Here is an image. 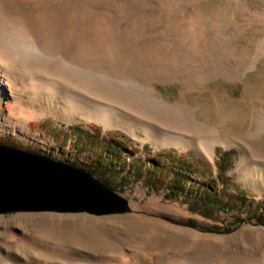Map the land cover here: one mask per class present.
<instances>
[{"label": "rangeland", "instance_id": "obj_1", "mask_svg": "<svg viewBox=\"0 0 264 264\" xmlns=\"http://www.w3.org/2000/svg\"><path fill=\"white\" fill-rule=\"evenodd\" d=\"M177 1L178 4H176ZM197 1L189 0L186 3V0H137V2L135 0H102L101 2H104L100 4L102 9L115 8L119 14L116 15L117 18L100 16L102 22H98V25L109 24L107 27H112L110 25L112 24L113 27H117L116 29L112 27L114 36L111 35V41L121 42L124 49L118 53V58L120 57L123 61L119 58L116 65L117 67L122 65L119 67L121 71L138 73L156 71L155 73H158L169 71L170 67H174L177 70L180 69L179 72L192 75V71L186 67L193 65L189 58H191L192 48L195 47L189 43L193 40L187 35V26L189 27L187 20L192 16L190 14L197 11H203V15L223 11L221 12L222 16L218 15L217 19L206 21L207 23L203 24L209 32L204 35V39L199 40L198 46L205 44V47L212 48L207 56H201L196 61L197 65L201 66L200 72L203 75L216 74V78L198 85L180 84L178 81H172L168 83L154 82L152 86L169 104L182 103V105L192 108L199 121H207L209 127L217 130L220 138L234 142V145L225 148L222 144H216L213 148V157L210 159L201 146L181 148L171 143H164L157 137L148 139L139 127L133 129L105 128L102 123L85 120L81 116L67 120L64 111L58 104L47 109V114L45 113L44 116L39 119H31L26 127L21 128L9 119L8 112L3 107L0 110V144H2L1 141H6L13 144L15 148L90 172L89 169L93 170L94 168L91 162L95 160L96 154L89 155L84 151L75 150V140L78 136L72 128H77L83 134H89L94 139L98 137V151L101 148V144H99L101 138L113 135L123 140L131 149V153L126 152L123 158L126 166L127 163H138L139 161L142 163V176L137 174L133 165L129 171L125 166L126 169L122 172L117 164L113 167L117 173L92 174L127 199L131 209L128 213L101 216L88 213L58 212L0 214V264H264V226L257 224L250 213L253 206L257 204L264 212V0H245V2L238 0L244 4L247 10L249 9L248 15L240 9L241 5L234 3L236 0ZM1 2L6 7L13 6L15 9L22 10L26 7L21 3L22 0H12V2L11 0H2ZM41 2L43 5L36 2L31 5L32 8H27L29 11L26 18L29 21L38 20L43 15L42 11L36 12L38 7L41 8V5L42 8L44 6L55 7L57 1L42 0ZM165 2L169 5H166ZM73 3L74 0H65L66 14L63 16L64 18L60 17L65 21L60 19L61 22H64L61 24L65 30L47 32L44 34L45 38L67 44L72 39L88 40L97 37L96 34L89 32L87 27L97 19L100 21L99 16L97 17L99 12L94 15L97 18L90 17V15L81 18L84 20L80 19L78 22L80 31H77V34L73 35L71 31L67 30L71 22L68 12ZM129 3L133 4L132 8L128 6ZM20 4L22 5L20 6ZM51 13L46 16L55 17L57 20V15ZM144 13L146 15L153 14L147 19V16H142ZM257 15H261V17L259 18ZM144 17L146 18L143 19ZM223 17L225 18L223 19ZM88 19L89 21H87ZM215 21L217 23L215 27L218 23V26L222 24V30L217 35L215 27L209 24ZM135 22L140 24L139 26L147 25L148 30L160 31V34H154L157 38L153 34H141L138 32L139 26ZM131 24L134 25L130 26ZM206 24H209L210 27ZM81 26L87 27L82 30ZM230 31L234 32H231L232 38L229 34ZM178 32L181 34L179 35ZM232 39H236L238 42L235 50L231 44ZM131 40H137L139 45H142V42L143 44L148 43V41L149 45H155L159 41L162 47L155 49L153 45L150 46L152 48H131V50L129 46ZM255 40L256 43L253 44ZM258 40L261 43L258 44ZM248 42L250 43L246 49L244 46ZM181 44L183 45L180 48ZM239 48L240 50H238ZM257 48H260V51ZM137 53L139 54L138 58ZM238 53L243 55L240 56ZM245 59L255 62L257 66L246 69V73L244 72L245 74L238 80L223 78L220 75L231 71L240 60L245 61ZM253 59L254 61H252ZM14 81V84L17 82L15 86L18 88V93H26V95L29 93L19 83L20 78H14ZM3 95L8 94L3 92ZM189 135L186 137L207 140L203 137L204 135ZM225 151H230L232 154L228 159L229 166L225 169L224 177L234 188L231 187L229 192L223 193V202L225 203L227 198L231 200V197L236 196L234 195L236 191H241L244 195V198H238V203H234L232 200L231 206L225 205L228 210L218 211L208 208L206 211H202L203 207H200V204L193 205L208 214L206 217L190 210L189 205L193 204L190 202L191 199H185V196L168 197V191L163 184L156 183L154 180L153 183L145 180L147 175L145 163L156 156L158 152H167L188 158L190 156L196 170L195 174L191 176V182L186 183V188L189 191H195L197 184L215 179L218 156ZM188 197H196L194 200L196 202L203 201V197L195 196L194 192ZM237 218L244 222L238 223Z\"/></svg>", "mask_w": 264, "mask_h": 264}, {"label": "bare ground", "instance_id": "obj_2", "mask_svg": "<svg viewBox=\"0 0 264 264\" xmlns=\"http://www.w3.org/2000/svg\"><path fill=\"white\" fill-rule=\"evenodd\" d=\"M1 1H0V110L4 107L5 110L8 112L9 119L15 122L17 126L21 128L26 127V124L31 119H39L40 117L45 115L47 109H50L52 105L54 106L58 104L59 106H61L62 110L64 111L67 120H70L77 116H81L85 120H93L100 122L105 128L124 127L127 129H133L139 127L142 129V131L144 132V134L148 139H153L157 137L160 138L164 143H171L181 148H189L191 146H201L206 152V154L210 157V159L213 157V148L216 144H222L225 148L234 145V142L220 138L217 134V130L209 127L208 124L206 123L207 121L206 122H204L203 120L199 121V119H197L198 117L195 116L196 114H194L192 108H190L187 105H182V103L169 104L160 94L157 93L156 89L152 86V83L154 82L168 83L172 81H178L180 84L187 83L188 85L189 84L198 85L201 83L204 84L205 82H208L211 79L213 80L214 77L216 78L217 76L216 74L208 73L207 75H203L200 72L201 66L197 65L196 61L199 60V57L201 56H205V55L207 56L209 54L208 53L209 50L212 48V47H205V44L203 45L204 47L198 46L199 40L204 39V35L209 32V30H207L208 28H205L206 26H204L203 24H205L206 21L217 19L218 15L222 16L221 12L223 11L217 12L216 14L207 13L205 15H203L202 13L203 11L202 12L197 11L195 13L190 14L192 16L189 17V19L187 20L189 23V27L187 26L188 28L187 35H189V37H191L190 39L193 40L189 43H191V46L195 47L192 48V52L190 53L191 58H189V61L193 65H188L186 67V69H190L192 71V73L190 72L192 75L179 72L180 69L177 70L174 67L173 68L170 67L169 71L166 70L158 73H155L156 71L152 73L150 72L138 73V72H128V71L123 72L121 71V69H119V67H121L122 65L119 67L116 66L117 61H119L120 58V57L118 58V53H120L121 50L124 51L123 47L120 44L121 42L116 43L111 41L112 36H114L112 32L117 27H113L114 25L110 24L114 28L112 30V27H107L109 25L108 23H107L108 25L102 26L100 24L98 25V22H102L101 21L102 19H100L101 17H110V18L113 16L116 17V15L119 13H117L115 8L102 9L100 5L101 3H104L101 2L102 0H74L73 5H71V8H69L71 10L68 12L70 16L69 20L71 21L69 23L70 25L67 28L68 31H71L73 35H75L77 31H80L78 22L80 21L81 18H84L85 15H86L85 17H87V15L88 16L90 15V17H95L94 15H96L99 12L97 17L99 16L100 21H97L98 19L95 21L93 20L94 22L91 20L93 24L88 27L85 26L87 27V30L89 32L93 33L94 35L95 34L97 35L96 38L88 39V40L72 39V41H70L67 44L57 43L55 39L53 40L44 37V34L47 32L65 30V27L62 26L63 24H61L65 22L64 19H61L66 14L65 6H64L66 5L65 0H56L57 2L55 7L44 6L43 8H42L43 4L41 2L42 0H22L21 3L24 6H26L22 10L15 9V7L13 6L6 7ZM135 1L137 2V0ZM188 1L186 0V3ZM36 2H40V4H42L41 8L38 7L36 12L42 11L43 15L41 17L37 16L40 17L38 18V20L29 21L26 18V16L28 15L27 12L29 11L28 7H31V5L33 4H36ZM166 3L167 2H165V4ZM234 3L236 5L239 4V6L241 5V8L240 7L238 8H240L244 14L249 13L248 12L249 9L247 10L244 4L242 3L243 4L242 5L240 1L236 0ZM22 4H20V6ZM176 4H178V1ZM166 5H169V3H167ZM128 6L132 8L133 4L132 5L130 4ZM66 8L68 7L66 6ZM128 11L130 10L128 9ZM51 12H53L58 16V17L56 16L57 20H55V17H53L54 18L53 19L50 18L51 16L50 17L46 16L47 14H52ZM233 13L235 12L233 11ZM152 14L146 15L144 13L142 14V16H147V19H149L152 16ZM258 15L257 17L260 18L261 15L260 16ZM138 16L140 17L139 14ZM252 17L254 16L252 15ZM145 18L146 17H144L143 19ZM224 18L225 17H223V19ZM60 19L63 20L64 22L63 21L61 22ZM87 21H89V19ZM229 22H231V20ZM178 24H176L177 27ZM209 24L212 27L213 26L215 27V24L217 23L215 21L214 23H209ZM209 24L206 25L210 27ZM223 24H225V22ZM133 25L131 24L130 26ZM218 25L215 27L216 35L220 30H222L221 28L222 24L220 26ZM146 26L141 25L139 26V28L137 27L136 28L138 29V32L141 34L147 33L150 35L153 34V36H155L154 34L156 33L158 35L160 34L159 33L160 31L157 32L154 30H148ZM84 28L82 27V30ZM130 30L132 31L134 29H130ZM172 30L174 29L172 28ZM232 31H230L229 33L230 36ZM180 34L181 33H179V35ZM232 37L233 36H231V38ZM165 41H168V39H165ZM258 41H257L258 44L261 43V41L259 42ZM184 42L182 43L184 44ZM250 42H248V44L244 46L246 47V49L248 48ZM148 43L143 44L142 42L143 45L142 46L137 44V40L135 41L131 40L129 42V46L131 49V48H142V47L146 48L154 45V44L149 45ZM254 43H256V40L255 42H253V44ZM183 44L180 45V48ZM231 44L233 45V50H235V46L238 44V42L236 39H232ZM260 45L262 47V44ZM256 46L258 45L256 44ZM154 47L155 49L156 47L160 49L162 46L161 43H159L158 41L155 43ZM259 49L257 48V50ZM238 50H240V48ZM251 52H249L250 56H252L253 54V52L252 54ZM215 53L217 54V52ZM244 53L245 51L243 52V54ZM138 56L139 54L137 53V58ZM120 60L122 59L120 58ZM252 61H254V59ZM256 66L257 65L255 64V62H251L250 60H246V59L245 61L240 60L238 62V65H235L231 71L227 73L224 72V74L221 72L222 74L220 75L223 76V78L225 77L231 80L232 79L238 80L240 77L243 76V74L246 73L245 72L246 69H251ZM193 71L195 72L194 74ZM14 78L21 79L19 83L22 86H24L25 90L29 91V93L27 92L28 93L27 95L26 93L22 94L20 91H19L20 93L17 92L18 88L15 86L17 82L14 84L15 82ZM3 92H7L8 95L4 96ZM17 108L19 109L17 110ZM189 134L204 135L203 137L206 138L207 140L202 141L201 139H192L186 137Z\"/></svg>", "mask_w": 264, "mask_h": 264}, {"label": "water", "instance_id": "obj_3", "mask_svg": "<svg viewBox=\"0 0 264 264\" xmlns=\"http://www.w3.org/2000/svg\"><path fill=\"white\" fill-rule=\"evenodd\" d=\"M126 198L90 172L0 144V214L130 212Z\"/></svg>", "mask_w": 264, "mask_h": 264}, {"label": "trees", "instance_id": "obj_4", "mask_svg": "<svg viewBox=\"0 0 264 264\" xmlns=\"http://www.w3.org/2000/svg\"><path fill=\"white\" fill-rule=\"evenodd\" d=\"M72 130H75L78 136L75 140V150L84 151L89 155L96 154V156L94 157L95 160L91 162L94 168L93 170L89 169L91 174H104V172H107L109 174L117 173L113 168L114 165L117 164L122 172L125 171L126 167L127 171H129L131 165H133V168H136L135 170H137L138 172L137 174L142 176V163L140 161L138 163H127L126 166L123 158L126 152L131 153V149L127 147L123 140H120L118 137H114L113 135L107 138H101L99 142V144H101V148L98 151V137L94 139L89 134H83L77 128H72ZM1 143L14 147L13 144H10L6 141H1ZM231 154L232 153L230 151L220 153L216 162L217 173L215 179L202 182L199 185L197 184L195 191H189L188 188H186V183L191 182V176L195 174L196 170L194 161L190 156L188 158L177 155L175 156L174 154H170L167 152H158L156 156L150 158L145 163L147 165L145 172L147 175L145 176V180H148L151 183H153L152 181L154 180L156 181V183L158 182L160 184H163L168 191V197L180 198L185 196V199H191L190 202H192L193 204L191 206L189 205L190 210L208 217V214H205L202 211H206L208 208L218 211H222L223 209L228 210L225 205L229 207L231 206L232 200L234 203H238V198H244V195L241 193V191H236L234 192V195L236 196H233V198L231 197V200L230 198H227L226 202H223V193L229 192V188L231 187L234 188L224 177L225 169L227 166H229L228 159ZM104 184L112 189V187H110L106 182H104ZM192 192H194L195 196L201 195L203 197V201L196 202L194 201L196 197L189 198L188 195L190 196ZM195 204H200V207H203L204 210L202 209V211H200V209L193 207V205ZM250 213L257 224L264 226V212L261 211V208L258 204L253 206V209ZM236 220L238 223L244 222L239 218H237Z\"/></svg>", "mask_w": 264, "mask_h": 264}]
</instances>
